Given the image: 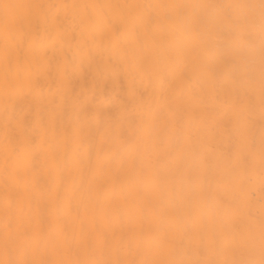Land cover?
Returning <instances> with one entry per match:
<instances>
[{"label": "bare ground", "instance_id": "1", "mask_svg": "<svg viewBox=\"0 0 264 264\" xmlns=\"http://www.w3.org/2000/svg\"><path fill=\"white\" fill-rule=\"evenodd\" d=\"M0 264H264V0H0Z\"/></svg>", "mask_w": 264, "mask_h": 264}]
</instances>
